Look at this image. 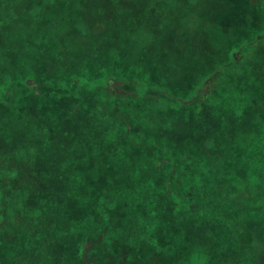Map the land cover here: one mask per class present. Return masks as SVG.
I'll list each match as a JSON object with an SVG mask.
<instances>
[{
  "label": "rangeland",
  "instance_id": "obj_1",
  "mask_svg": "<svg viewBox=\"0 0 264 264\" xmlns=\"http://www.w3.org/2000/svg\"><path fill=\"white\" fill-rule=\"evenodd\" d=\"M0 264H264V0H0Z\"/></svg>",
  "mask_w": 264,
  "mask_h": 264
}]
</instances>
